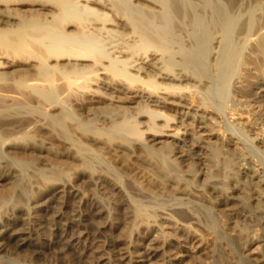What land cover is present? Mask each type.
Returning a JSON list of instances; mask_svg holds the SVG:
<instances>
[{
  "label": "bare ground",
  "instance_id": "6f19581e",
  "mask_svg": "<svg viewBox=\"0 0 264 264\" xmlns=\"http://www.w3.org/2000/svg\"><path fill=\"white\" fill-rule=\"evenodd\" d=\"M262 73L264 0H0V264L167 262L138 223L209 234L177 264H264Z\"/></svg>",
  "mask_w": 264,
  "mask_h": 264
},
{
  "label": "rangeland",
  "instance_id": "374dc122",
  "mask_svg": "<svg viewBox=\"0 0 264 264\" xmlns=\"http://www.w3.org/2000/svg\"><path fill=\"white\" fill-rule=\"evenodd\" d=\"M260 78H262V79H264V73H262V75L260 76ZM264 92V91H263ZM248 128H251V127H248ZM130 154L132 155H130V157H132V159L129 157V159H131V160H137V158H139L140 157V154H141V151L140 150H138V151H136L135 153H132V152H130ZM138 156V157H137ZM116 159V158H115ZM119 157H118V160L116 159V160H114L115 161V164L116 165H118V166H120L119 165ZM118 162V163H117ZM121 164H125L123 161L122 162H120ZM126 167V166H125ZM126 169H124V171H125ZM127 173L129 172V171H126ZM13 182V180H0V193H1V191H9L10 190V185L12 184V182ZM87 183H82L81 185V189L83 190V191H85V192H90V191H93V190H91V188L92 187H90V185L88 186V184L86 185ZM35 190V191H34ZM37 190H39V189H37L36 187L35 188H33L32 189V192H33V194L34 193H36V191ZM148 191H149V189H147ZM99 194V193H98ZM103 195V194H102ZM102 195H100L101 197H102ZM104 196V195H103ZM61 199V198H60ZM63 199V198H62ZM61 199V200H62ZM115 200L116 199H114V197H110V198H107L106 199V203L107 204H109V206H114V203H115ZM44 202V203H43ZM28 204L31 206V207H33V215H35V216H37V217H34V219H32V220H36V218H38L39 220H37V222L38 223H36V228H38V229H41V230H43L45 233H46V239H48V237H50V235L48 236V234L51 232V230H52V228H53V226L51 225V219L54 217V211L56 210V207L58 208V206L56 205V203H55V201H52V199H50V192H45V193H42V194H39V195H37V196H33L32 195V198H30V200H28ZM53 205H56V207H53ZM51 207V208H48V207ZM46 208H48V209H51V210H49V212L48 211H45V209ZM25 213V211H20V212H18V214L20 215V217L22 218H20L22 221L24 220V222H22V223H24L26 226H27V224L28 223H30V224H28V225H30V227H33V229H35V223L33 224L32 222H31V220L30 219H28V220H30V221H27V219H24L25 217H27L26 216V214H24ZM36 214H38V215H36ZM5 220V221H4ZM4 220H1V224H0V230L2 229L3 230V226H4V224L7 222V218H5L4 217ZM52 220H54V218L52 219ZM2 221H3V223H2ZM159 222H162V221H159ZM22 223H18V226L17 227H19ZM20 224V225H19ZM34 225V226H33ZM118 225L120 226L119 228H114V229H112V230H110L109 232V234H111L112 236H114V237H116L117 239L119 238V239H121V240H123V241H125V242H128L129 240H130V238H128V232H130L131 231V229L133 228V225H134V222H130L129 220H121L120 221V223H118ZM138 225H139V229H141V231H142V233L145 235V236H143V234H140V233H137L138 234V236L136 235V237H137V240L138 241H136V246H138V249H140V251H145V250H147V249H145L146 248V246L148 247L150 244H152V243H154V244H156V246H159V251H160V254H161V252H163L162 254H164L165 255V258L168 260L167 262H163L164 264H177V259L179 258V257H184L183 255H185L186 253H190L189 252V249L190 248H192V247H189V246H191L190 245V243L189 242H186V241H184L183 242V238L184 237H191V234H193L194 232L193 231H191L190 232V228H186V227H183V228H185V229H181L180 230V228L181 227H179V228H176V225H174L173 226V224L172 225H170L169 227H161V226H159L158 224V226L157 227H154L153 228V230L150 232H148L147 230H145V228L142 226V225H140V223H138ZM142 227V228H141ZM188 229H189V231H188ZM197 229H198V234H193L192 235V238H193V240H192V242H196V240H198L201 236H203L204 235V237H202V239H203V243L204 242H206V243H204L203 245H204V247H207V248H209L210 247V245H209V242H210V244H211V241L208 239V233H207V231H206V233H207V236L205 235V230L202 228V227H197ZM202 229H203V231H202ZM128 230V231H127ZM162 230H164V231H162ZM192 230V229H191ZM35 232L34 233H36L37 231L36 230H34ZM164 232V233H163ZM167 232V233H166ZM181 232V233H180ZM165 233H166V235H165ZM169 233V234H168ZM196 233V232H195ZM202 233H204V234H202ZM139 234L141 235V236H139ZM148 235V236H147ZM180 235H182L181 236V238L179 237L178 238V236H180ZM187 235H190V236H187ZM48 236V237H47ZM90 237V241H93V236L92 235H89ZM92 236V237H91ZM143 236V237H142ZM167 236V237H166ZM195 236H197L198 237V239L197 238H195ZM145 237V238H144ZM207 239H206V238ZM146 238H147V240H146ZM167 238V239H166ZM178 238V239H177ZM129 239V240H128ZM180 239H181V241H180ZM201 239V238H200ZM177 240L179 241V242H177ZM204 240H206V241H204ZM154 241V242H153ZM164 241V242H163ZM137 242H138V244H137ZM170 242V243H169ZM192 242H191V244H192ZM150 243V244H149ZM189 243V244H188ZM199 243V242H198ZM198 243H196L197 245H198ZM143 244V245H142ZM171 244H173V245H176V248H175V246L173 247V250H172V252L173 253H175V252H177L176 253V255H172V256H170V253L172 254V252H164V251H166V249H169V247H170V245ZM184 246H183V245ZM195 244V245H196ZM200 244H202V243H200ZM206 244H208V245H206ZM179 247H178V246ZM181 245V246H180ZM163 246V247H162ZM187 246V247H186ZM145 247V248H144ZM188 247H189V249H188ZM171 248V247H170ZM192 250V249H191ZM196 250V249H195ZM188 251V252H187ZM11 252V251H10ZM18 252V253H17ZM15 254L13 253H6L5 255H6V257L7 258H4L5 259V261H8L9 263L12 261V258H14V256H16V258H18L22 263H27V264H36L37 262L36 261H34V260H32V259H30V251L28 250H25V251H17ZM10 254V255H9ZM8 255L10 256L9 258L11 259V261H9V258H8ZM11 255H12V258H11ZM14 255V256H13ZM163 255V256H164ZM171 257V258H170ZM203 257V256H202ZM205 257V256H204ZM21 258V259H20ZM176 258V259H175ZM7 262V263H8ZM163 264L162 263V261H157V262H155L154 264ZM61 264H65V263H61Z\"/></svg>",
  "mask_w": 264,
  "mask_h": 264
}]
</instances>
